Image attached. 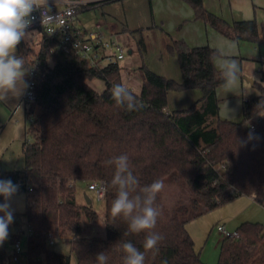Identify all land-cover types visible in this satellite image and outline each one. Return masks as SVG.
I'll return each instance as SVG.
<instances>
[{
  "label": "trees",
  "instance_id": "16d2710c",
  "mask_svg": "<svg viewBox=\"0 0 264 264\" xmlns=\"http://www.w3.org/2000/svg\"><path fill=\"white\" fill-rule=\"evenodd\" d=\"M184 1L197 18L225 36L264 41V15L261 23L255 18L230 23L207 10L203 0ZM138 44L143 47L141 38ZM168 50L178 57L182 80L158 74L143 61L141 90H132L139 106L127 111L111 96L113 85L123 84L118 63L95 67L74 50L49 40L18 46L16 54L26 69L35 57L39 59L41 78L36 100L26 110L33 120L27 129L30 140L23 147L25 166L1 171L0 179L12 180L19 185L17 192L26 194L24 215L34 230L26 244V264L71 263L69 254L50 247L48 236L68 240L77 264H96L100 252L108 256L107 264H123L120 246L126 241L145 252V264H206L187 220L238 195L264 206V85L259 95L243 101L241 121L219 118L217 89L224 83L214 64L219 51L210 45L190 46L179 38L172 39ZM95 77L105 81L103 90L89 83ZM191 88H199L202 96L185 109L169 111L168 92ZM210 117H217L212 125ZM257 117L253 128L244 126ZM122 154L129 157L139 180L137 190L170 175L184 178L192 187L191 208L185 204L169 208L157 195L160 216L153 231L162 239L156 249L146 251V233H130L126 220L111 216L117 193L111 184L115 169L105 161ZM78 179L106 182L102 221L106 236L84 235V219L97 222L100 213L76 201ZM236 231L238 238H223L217 264H264V224L244 221ZM17 237L9 231L10 242ZM0 264H16L2 247Z\"/></svg>",
  "mask_w": 264,
  "mask_h": 264
},
{
  "label": "crops",
  "instance_id": "0c3cea01",
  "mask_svg": "<svg viewBox=\"0 0 264 264\" xmlns=\"http://www.w3.org/2000/svg\"><path fill=\"white\" fill-rule=\"evenodd\" d=\"M70 1L48 0V5L49 7L61 8ZM79 1L82 3L81 10L93 9L90 12L93 11L94 19H91L92 28L89 29L82 22L81 17L84 18L85 16L87 18L86 15L90 12L86 11L80 16L77 15L75 24L78 28L84 33L88 31L103 32L107 37L115 39L130 34L137 40L140 64L144 61L150 69L167 78L177 81L182 80L178 57L168 50V45L173 38L183 39L190 46L210 45L216 48L220 53L214 60V64L218 69L225 62L235 60L239 65L241 77L247 78L252 83H255V81L249 75L264 73V60L262 59L264 55H261V53L256 57H251L256 58L258 63L253 62L250 65L247 62V58H250L247 56L255 54L253 48H251L252 44L259 47L261 52V49L264 48V41L235 40L225 36L204 20L197 18L193 7L184 0ZM203 3L207 10L230 23L254 18L259 23L263 20L264 0H203ZM77 21H80V24ZM140 38L143 40V47L138 44ZM31 41L36 43L40 40L32 38ZM139 66L137 64L136 67L132 61L120 66L122 83L135 92H140L142 87ZM259 67H262L261 71ZM241 77L239 75L237 82L231 87H224V83L218 87L219 118L234 121L242 120L243 101L257 96L246 93L247 88L244 86ZM24 79L27 80V73ZM201 96L202 91L199 88L182 91L170 90L168 92L167 108L169 111L185 109ZM24 113H26V109L22 103V96L19 99L10 98L7 101L0 102V128L8 123H21ZM216 119L217 117H210L208 122L212 125ZM92 227L93 230H96L95 226ZM91 234L86 233L85 235Z\"/></svg>",
  "mask_w": 264,
  "mask_h": 264
},
{
  "label": "clouds",
  "instance_id": "9594fccd",
  "mask_svg": "<svg viewBox=\"0 0 264 264\" xmlns=\"http://www.w3.org/2000/svg\"><path fill=\"white\" fill-rule=\"evenodd\" d=\"M48 0H0V102L10 98L19 99L28 85L24 76L29 71L25 61L18 56L17 48L24 42L29 43L36 32L29 31L32 22L36 19L34 12L41 13V22L44 23ZM224 87L233 86L238 78L240 68L235 60L225 62L220 67ZM111 96L117 105L127 111L138 108L132 90L125 84H115L111 89ZM106 165L114 167L115 172L111 180L117 193L112 201L110 213L113 218L122 217L128 222V232L139 234L145 232L144 249L157 248L162 236L153 231L160 216L156 206L157 195L163 191V180L157 179L137 190L138 178L130 168L129 157L122 154L105 161ZM19 185L10 179H0V246L9 237V226L14 222V210L11 199L17 193ZM123 252V264H145V252L140 251L132 242H123L120 246ZM96 264H107L108 256L100 252L95 256Z\"/></svg>",
  "mask_w": 264,
  "mask_h": 264
},
{
  "label": "rangeland",
  "instance_id": "374dc122",
  "mask_svg": "<svg viewBox=\"0 0 264 264\" xmlns=\"http://www.w3.org/2000/svg\"><path fill=\"white\" fill-rule=\"evenodd\" d=\"M90 10L93 9L80 10L77 15L80 16L86 11L90 12ZM86 16L87 18L85 16L84 18L81 17V20L89 29H91V19H94L93 11L87 13ZM80 21H77L78 24H80ZM37 39L39 40L40 38L37 37ZM117 40L122 44L125 52V58L119 62L120 66L130 61L135 63L136 67L137 64L140 65V54L137 48V40L130 34L117 38ZM33 45L36 46V44ZM251 48H253L255 54L247 56L250 57L247 58V62H249L250 65H252L253 62L258 63L256 58L251 57H256V55H260V53L261 55H264V48L261 49V52L259 51V47L256 45L252 44ZM132 50L133 52H131ZM50 62L52 63V61ZM239 75L241 77V74ZM249 77L253 79L255 83L247 80V78L241 77L244 86L247 88L246 93L250 95L260 94V85H264V80H262V78H264V73H254L253 75H249ZM123 82L125 83L124 79ZM89 83L99 91L105 88V81L98 77L90 79ZM13 119L15 118L13 117ZM29 125L30 120L26 112L23 115L21 123H8L4 127L0 128V172L3 170L24 168L25 155L23 147L26 140H30L29 135H27ZM244 126H247V124L245 123ZM163 182L165 186L163 191L159 194L167 207L170 208L173 205L185 204L191 208L194 193L187 180L179 177L178 175H170L164 179ZM74 184L76 201L79 204H87L88 196L92 199V203L90 205H92L93 208L100 213V218L97 222H89L87 219H84V234L93 233L91 235L106 236V228L102 222L104 203L97 199L93 190L88 188L86 180L78 179L74 182ZM10 203L12 209L14 210V216L19 215L21 217L20 225L25 228L26 218L24 212L26 209V194L24 192H17L12 197ZM0 215H2V213H0ZM244 221L261 222L264 224V206L248 195H238L232 200L223 203L214 209H203L200 215L187 220L186 227L194 239L195 248L200 254L201 259L206 264H217L220 258L222 240L225 237L218 229V226L223 225L227 230L235 231ZM92 226H95L96 230H93ZM14 229L15 225L12 223L9 226V231L13 232ZM22 243L23 246L26 245L25 238H22ZM49 245L57 252L69 254L71 257L70 264H77V258L71 251L70 243L64 237L56 238L55 242ZM0 247L4 248L8 252V256L11 261L14 248L12 242L9 240V237ZM26 263V256H21V264Z\"/></svg>",
  "mask_w": 264,
  "mask_h": 264
},
{
  "label": "built area",
  "instance_id": "2783aa9c",
  "mask_svg": "<svg viewBox=\"0 0 264 264\" xmlns=\"http://www.w3.org/2000/svg\"><path fill=\"white\" fill-rule=\"evenodd\" d=\"M81 5V1L71 0L61 8L49 7L50 10L47 11L43 24L41 22V13L39 11L34 12L33 16L36 19L32 22L29 31L36 32L34 39L38 37L40 41L49 40L52 45L56 43L67 51L74 50L82 58L88 60L92 66L103 67L107 64H119L124 59L125 52L122 44L117 39L109 38L99 31L84 33L76 26L75 20L77 13L81 10ZM262 59L264 60V58ZM28 70L26 80L28 87L22 95V103L26 110L36 100V84L41 78L40 61L37 57L33 59V63ZM259 70L261 71L262 67H259ZM29 120L31 122L33 117L29 116ZM257 120L258 117L246 122V124L253 128ZM88 188L95 192L97 199L101 200L104 203L103 206H105L106 182L102 179H94L88 183ZM20 221L21 217L19 215L14 216L15 229L13 232L18 237L12 241L14 251L11 256V262L16 264H21V256H25L26 245L23 246L22 238H25L27 244L29 236L34 232L33 227L27 220H25V228L21 227ZM218 229L225 237H239L236 230L229 231L223 225H219ZM78 236L80 234L73 235L74 238ZM55 240V237L48 236V244H53Z\"/></svg>",
  "mask_w": 264,
  "mask_h": 264
},
{
  "label": "water",
  "instance_id": "95a60500",
  "mask_svg": "<svg viewBox=\"0 0 264 264\" xmlns=\"http://www.w3.org/2000/svg\"><path fill=\"white\" fill-rule=\"evenodd\" d=\"M87 204H91V199L87 196ZM26 254V252H24Z\"/></svg>",
  "mask_w": 264,
  "mask_h": 264
}]
</instances>
